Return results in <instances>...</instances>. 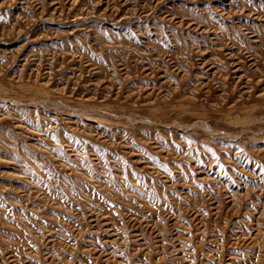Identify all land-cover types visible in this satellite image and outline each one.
I'll return each mask as SVG.
<instances>
[{
	"label": "rangeland",
	"instance_id": "rangeland-1",
	"mask_svg": "<svg viewBox=\"0 0 264 264\" xmlns=\"http://www.w3.org/2000/svg\"><path fill=\"white\" fill-rule=\"evenodd\" d=\"M0 264H264V0H0Z\"/></svg>",
	"mask_w": 264,
	"mask_h": 264
}]
</instances>
